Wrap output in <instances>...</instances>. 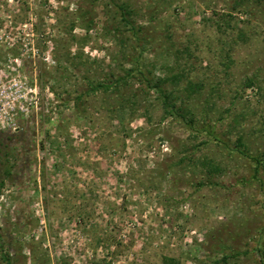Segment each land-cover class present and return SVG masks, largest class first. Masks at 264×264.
<instances>
[{"label": "rangeland", "instance_id": "374dc122", "mask_svg": "<svg viewBox=\"0 0 264 264\" xmlns=\"http://www.w3.org/2000/svg\"><path fill=\"white\" fill-rule=\"evenodd\" d=\"M141 73L204 84L194 129ZM238 136L264 161V0H0V264H259Z\"/></svg>", "mask_w": 264, "mask_h": 264}, {"label": "trees", "instance_id": "16d2710c", "mask_svg": "<svg viewBox=\"0 0 264 264\" xmlns=\"http://www.w3.org/2000/svg\"><path fill=\"white\" fill-rule=\"evenodd\" d=\"M259 1V0H256ZM119 10L122 11L121 15V20L128 24L127 19H125V15H128L129 11L126 10L123 6L118 7ZM131 70L126 71L125 77H120V81L117 79L110 83H98L97 86L95 87L96 89H100L103 91H108L109 89H114L116 88V85L125 82V79L130 75ZM143 76V79L146 80V85L148 89L152 90H157L159 95L161 96V101L163 104V111L165 116H177L182 120L190 129H194L195 124L198 122L196 114L193 112L194 110L188 109L187 107H175L174 101L176 100V97L174 95L175 90H181L186 94L187 98H190L191 96L197 95L202 92L204 88L203 83H196L192 81L191 79H186L185 83L183 86L180 88L178 87L180 85V82L185 80L182 79L184 77L183 73H179L177 75H172L171 77H163L157 82L153 83L152 80L146 79V77L141 73ZM171 85V91H168L167 88L165 87L166 84ZM252 82L249 81L246 84V87H251ZM82 95L78 97V100H81ZM203 118H202V123H203V129L201 130V133L205 134L207 137V141H204L203 144H206L207 142H217L221 143L219 140V137L216 135L213 127L208 123V114L203 111ZM215 123V122H214ZM225 146V145H224ZM235 151L242 157L249 159L250 161L255 162L254 164V173H253V178L257 179L259 174H260V169L264 166V161L259 159L258 157H254L247 151V147L243 142V138L241 136H238L236 139ZM201 166L204 168H208L209 172H218L220 171V166L215 164L214 162L211 161L209 158H205L204 160H200ZM9 173V170H7V174ZM203 184H201L202 186ZM210 252L212 251V248L209 249ZM258 256H259V264H264V246L258 247ZM15 255H13V258H8L7 256H2L3 261L6 264H12V262H15ZM225 260V258H223ZM163 264H180L177 260L170 258V257H163L162 259Z\"/></svg>", "mask_w": 264, "mask_h": 264}]
</instances>
